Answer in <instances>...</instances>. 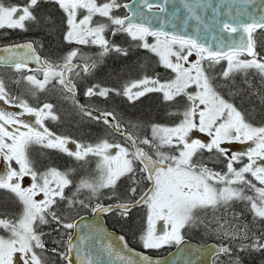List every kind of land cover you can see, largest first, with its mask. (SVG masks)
Masks as SVG:
<instances>
[{
    "label": "snow or ice",
    "instance_id": "snow-or-ice-1",
    "mask_svg": "<svg viewBox=\"0 0 264 264\" xmlns=\"http://www.w3.org/2000/svg\"><path fill=\"white\" fill-rule=\"evenodd\" d=\"M45 4L54 5L60 16L43 12ZM130 7L120 0H24L22 4L0 0V30L40 29L53 42L59 39L76 46L52 60L39 54L42 43H19L0 49L6 53L0 64L24 73L21 79L33 96L49 90V85L59 87L82 118L102 124L110 136L120 138L84 142L59 135L45 123L60 119L52 103L34 107L14 98L0 79V101L22 110L0 109V191L19 205L16 212H0V264H49V251L65 264H73V253L79 264H112L102 259L104 253L121 264H160L140 253H136L139 260L125 256L124 251L132 250L123 235L117 243L108 234L107 246L95 249L89 244L93 234L75 235L80 222L60 210L61 202L69 210L79 206L97 216L115 213L124 221L134 209H143L145 225L139 240L144 249L179 247L185 243V229L203 228L220 241L211 253L213 264L221 255L230 264H241L239 253L264 252V231L257 234L241 220L242 213L234 211L236 204H242L253 225H264V122L254 124L249 113L233 102L247 93L264 105V88L257 90L253 84L258 78L264 86V4L245 13V19L220 22L221 34L228 38L222 35L215 46L202 42L198 34L166 31L163 25L153 28L152 19L158 17L144 22L140 7L165 11L149 0H143L133 14H116ZM119 35L127 37V46L110 39ZM85 47L99 51L91 56L82 50ZM132 48L150 54L136 77L112 86L85 85L83 95L104 102L120 98L135 105L156 94L170 117L168 123L125 121L115 108L81 104L77 99L78 79L92 76L109 55L128 57ZM149 63L155 66L150 73ZM222 63L224 67L215 71ZM25 115L34 117V123L22 119ZM237 144L248 147L236 151ZM33 149L44 155L63 154L82 169L94 161V168L76 182L75 168L62 170L52 163L38 167ZM66 189L72 190L71 195ZM105 199L111 203L105 204ZM53 225L52 232L62 238L53 240L57 246L49 249L44 237L51 239V233H45L43 226Z\"/></svg>",
    "mask_w": 264,
    "mask_h": 264
},
{
    "label": "water",
    "instance_id": "water-1",
    "mask_svg": "<svg viewBox=\"0 0 264 264\" xmlns=\"http://www.w3.org/2000/svg\"><path fill=\"white\" fill-rule=\"evenodd\" d=\"M142 3L143 0H136L135 3L131 0L127 3L131 5V7L126 10L129 14H133ZM149 3L154 5L159 4L165 8L164 12H159L156 8H153L152 12H148L146 8L140 7L139 10L142 11L145 16L144 22H146L148 18L154 16L158 17V19H152L151 26L153 28H160L163 25L166 31H175L178 34L187 36H196L198 34L202 42H207L209 45L215 46L222 35L225 40L228 38L227 33L221 34L220 22L229 20L230 18L245 19L246 16L244 14L255 11L261 4H264V0H256L255 4H246L244 0H168L167 3H165V0H149ZM185 4L191 6V12L188 7H185ZM197 17L199 19H197ZM137 22L142 21L137 20ZM213 37H216V39L214 40ZM24 42L28 41L5 43V45L0 46V49ZM19 52L22 54L23 50L21 49ZM4 55H6V53L0 51V56ZM29 66L32 68L37 67L34 64H30ZM105 216L106 215L97 216L92 212L79 215L74 220L80 222L79 230H74L75 235L93 234L94 239L90 241L89 244L93 245L97 250L101 245L107 246L109 243V239L107 238L108 234H110L113 241L118 243L116 238L123 234L117 233L115 230L111 229L105 221ZM86 225L89 227H85ZM97 228H102L103 231L95 233L94 230ZM218 246L219 243L214 241L200 244L185 237L184 244L179 247L175 246L164 255L153 256L129 244L128 248L132 251H124L123 254L134 260H139L140 257L136 255V253H140L149 256L153 261H160V264H213L211 253ZM117 250L120 249L118 248ZM93 254L95 255V252ZM72 255L73 264H79V261L75 259V253ZM102 259L106 262L111 260L112 264H121L115 257H109L106 253L102 254Z\"/></svg>",
    "mask_w": 264,
    "mask_h": 264
},
{
    "label": "rangeland",
    "instance_id": "rangeland-1",
    "mask_svg": "<svg viewBox=\"0 0 264 264\" xmlns=\"http://www.w3.org/2000/svg\"><path fill=\"white\" fill-rule=\"evenodd\" d=\"M17 1H20V3H23V1L24 0H5V3L6 4H9V3H17V4H19V2H17ZM45 10V9H44ZM48 12H51V13H53V11L51 10H49ZM54 14V13H53ZM55 15V14H54ZM39 32H41V33H45L44 31H41L40 29H39ZM37 33V32H36ZM39 35H41V36H46L45 34H36V35H32V30L31 31H29V32H26V33H24V32H18V31H9V30H5V31H2L1 33H0V46L1 45H5V44H3L2 42H5L6 40H8V39H6V38H10V37H17V36H21V37H24V36H39ZM49 38H51L50 36H49ZM5 40V41H4ZM8 43H10V42H8ZM51 43H52V46H58V45H56V44H58V39L55 41V42H53V40H52V38H51ZM71 46V48L72 47H76L75 45H70ZM133 49V48H132ZM46 52H47V50H46ZM45 52V53H46ZM85 53H87L88 55H91V56H93V52L92 51H88V52H86L85 51ZM63 55V54H62ZM59 56H61V55H59ZM58 56V57H59ZM144 58H141V57H136L135 58V63L138 61V66L141 64V63H143V60ZM134 63V64H135ZM136 66H134V65H131V68H135ZM224 67V64L222 63L221 65H218L217 67H216V69H215V71H217V72H219L220 71V69L221 68H223ZM127 69H129V67L127 66L126 67ZM124 71H125V69H124ZM124 71H122V73L124 72ZM24 73H17L16 71H15V69H10V68H6V69H3V68H1V66H0V79H2L3 81H4V83H5V86H6V89H7V91L10 93V95L12 96V97H14V98H19V99H22V100H27V98L28 99H30V100H33V101H38V100H43V99H41V98H43L42 96H49V97H46V98H49L50 99V95L51 96H54V99H55V104H53L54 105V109H53V111L54 110H56V108L55 107H57V105H62L61 107H57V108H59L60 110H64V109H66L65 108V105H63V103H65L66 101H67V103H65V104H67V106L69 107V108H71V111L72 112H70V111H68L70 114H71V116H72V119H70L71 118V116H69L68 117V114L67 113H64V114H61L62 116L61 117H63V119H65V120H67L68 119V122L71 120L72 121V125H71V128L69 129V131H67V127L69 126V125H67V123L65 122V121H63L62 122V120L61 119H59L58 121H53V124H55L56 125V123H57V127H56V129H58V131H61V132H63V134L62 133H58L59 135H65V136H70V137H72L73 139H76V140H78V141H82V139L83 140H88V141H86V142H94V141H96L97 139L96 138H101L100 136H96L95 134L96 133H99V132H103L102 130H97V131H93V130H90V129H88V130H90V131H92L91 132V136H89V135H86V130H84L83 129V125L85 124V122L88 124H92L91 123V121H89L87 118H82L81 117V115L79 114V112H78V110L75 108V106L73 105V103H72V101L70 100V99H66L65 98V96H64V93H62L60 90H59V87H57L56 89H52V87H51V85H49V90H46L45 92H41V93H39L38 95H36V96H33V95H31V93H29L28 91H27V86H26V82L25 81H23L22 79H21V76L23 75ZM94 75V74H93ZM17 81H19V83H17ZM237 84H240L241 83V78L238 76L237 77ZM76 83H78V84H80V85H82V89H80V91H82V93H83V91H84V86L85 85H90V84H92V83H96L95 81H89V82H87L86 81V79H84L82 82H81V80H77L76 81ZM102 84V83H101ZM253 84L255 85V87H256V89L257 90H260L261 88H264V86H262L261 84H260V82H259V79L258 78H255V79H253ZM113 85V84H112ZM222 92H224L225 93V95H226V98H230V97H228L227 96V92H226V90H224V89H222ZM81 98H82V96H80ZM52 98V97H51ZM81 98H78V100L80 101V103L82 104V99ZM258 97L256 96V95H254V94H252V95H250V94H247V93H245L244 94V98L242 99L240 96H236L235 98H234V100H233V102L234 103H236L237 104V106L238 107H240L241 108V110H243V111H245V112H247V113H249V119L255 124V122L253 121V119L255 118L254 117V114H255V111H256V108L257 107H255L254 106V102H257V105L258 104H260L261 105V103H260V101H258ZM28 101V103L30 104V105H32V106H34L33 104H32V102H29V100H27ZM85 102V101H84ZM91 102V103H90ZM90 102L88 101V103H90L92 106H94V107H98L97 105H98V101H97V98H92V100H90ZM123 103H124V101H120V103H118V105H119V107H115V109H116V111H117V113L119 114V110L120 111H124L125 112V110H131L130 111V113L131 112H134V116H136L137 118H134V120H133V118H131V120L133 121V122H137V121H140V122H145V123H147V122H150V121H152V122H160V123H168V122H170V117H168L167 116V114H166V112H165V108L164 109H162V111L163 112H161V113H159L160 112V110H159V108L156 106V105H153L152 107H150L149 109H143V108H136V109H129L128 107H127V105H123ZM252 103V104H251ZM41 104V103H40ZM125 104V103H124ZM256 105V106H257ZM154 106H156V107H154ZM259 106V105H258ZM262 106V105H261ZM260 107V106H259ZM121 108V109H120ZM154 108H156L155 110H154ZM158 108V109H157ZM2 109V108H1ZM262 112L264 113V107H262ZM136 111V112H135ZM56 113V112H55ZM160 114V116L159 115H156V114ZM162 114V115H161ZM262 117V116H261ZM143 118V119H142ZM51 121V120H50ZM260 121V120H259ZM258 120H257V122H256V124L257 125H259V124H261L262 122H264V120H263V117H262V122L260 123ZM28 122V121H27ZM259 122V123H258ZM93 128V125H91V129ZM53 131V130H52ZM56 133V132H55ZM73 134H75V135H73ZM103 137H108V136H103ZM113 139H115L117 142H119V140H120V138H118V136L116 137H113V136H111ZM90 139V140H89ZM85 142V141H84ZM234 147V150H236V151H245L246 149H247V147H248V145L247 144H245V145H240V144H237V145H234L233 146ZM57 154V153H56ZM35 156H37V157H40L41 156V159H42V157H44V155H43V153H39V154H34ZM40 155V156H39ZM63 156V155H62ZM34 159V158H33ZM65 159V158H64ZM68 160V159H67ZM42 165H40V167H41ZM220 166V165H219ZM57 167H59L60 169H62V170H66V169H71V168H75L76 169V172L73 174V179H74V181H76V182H78V179H79V177L80 176H82L83 174H85L86 172H90V171H92V169L94 168V161H93V163L92 164H90V165H88L87 166V168L86 169H82V168H80L79 166H78V164H77V162H75L74 160H73V162H70L69 160L68 161H63L62 162V166H57ZM0 168H3V164L2 163H0ZM219 168V167H218ZM26 185L29 183V181L26 179L25 180V182H24ZM68 192V193H67ZM71 192H72V190L71 189H66V194L67 195H71ZM82 197V196H81ZM80 197V198H81ZM103 202L106 204V203H111V201H109V200H107V199H105V200H103ZM93 203H95V200H93ZM240 207V204L238 203V204H236L235 205V207H234V211H238L237 209ZM17 209H19V206H18V208ZM82 208H80L79 210H81ZM77 210V209H76ZM87 210V209H86ZM16 211H18V210H15L14 212H16ZM238 213V212H237ZM77 217V216H76ZM76 217H74L73 219L75 220L76 219ZM112 218H114V219H118L119 217L115 214V213H113V214H109V219H112ZM248 224L251 226V227H253V230L254 231H258V230H256V228H257V225H258V223H256L255 225H253V224H251V223H249L248 222ZM144 225H145V218H144V210L143 209H141L139 212H138V210H136V211H133V213H132V215H131V219H130V221H127L126 222V224H124V226L125 227H127V230H126V233L127 234H129V239H131V240H134V241H137V242H139V243H141L140 242V240H139V236H140V234H141V230H142V228L144 227ZM259 228V227H258ZM129 229V230H128ZM260 229V228H259ZM45 233H47V232H45ZM192 233H194V234H199L201 237H203V238H201V241L199 242V243H207V240L206 239H211L212 241H216V242H219V244H220V241H219V239L218 238H216L215 236H213V235H211L210 233H208V232H205L204 230H203V228H198V229H191V230H189V229H185V237H187L189 234H192ZM52 238H53V240H56V239H58V237H55V236H52ZM188 238V237H187ZM142 245V244H141ZM174 248V246H171V247H164V248H161L162 249V251H163V254H160V255H164V254H166V252H168V251H170V250H172ZM51 249V248H50ZM166 249V250H165ZM150 250H153V249H150ZM155 251V250H154ZM49 253L51 254V256H52V260H59L57 257H56V254L55 253H51L50 251H49ZM58 264H62L61 263V261L58 263ZM216 264H230V262H229V258L228 257H226V256H223V255H221L220 257H218L217 259H216ZM256 264H260V263H256Z\"/></svg>",
    "mask_w": 264,
    "mask_h": 264
},
{
    "label": "flooded vegetation",
    "instance_id": "flooded-vegetation-1",
    "mask_svg": "<svg viewBox=\"0 0 264 264\" xmlns=\"http://www.w3.org/2000/svg\"><path fill=\"white\" fill-rule=\"evenodd\" d=\"M131 0H120V2L123 4V3H129ZM19 2V4H22L20 3V1H17ZM24 2V1H23ZM45 9V10H44ZM53 11V13L55 14V16L59 17L60 16V13L56 10L55 6L54 5H50V4H45L43 6V9L42 11L43 12H48V11ZM129 14V12L125 9V8H121L118 10V12L116 13L117 15H121L123 16L124 14ZM37 32V33H36ZM36 34H45V33H41L39 32V29H32V35H36ZM46 35V34H45ZM110 39H114L116 43L118 44H121L123 46H127V37L123 36V35H119L117 37H110ZM151 39V38H149ZM37 41L38 43H42L43 44V47L42 48H38V51H39V54L42 56V57H45V58H48V59H52V60H55L58 58L59 55H62L64 54L66 51H68L71 46L70 45H67V44H64L62 41H60L58 39V46H52V43H51V38H49V36H27V38L25 37H21V36H17L16 38H12V39H8L7 41H9L10 43H17L18 41L21 42V41ZM47 50V52H46ZM84 52H88V51H92L93 52V56L99 51L97 48L95 47H92V48H83L82 49ZM46 52V53H45ZM150 54L146 53L145 51L143 50H139V49H130L129 50V56L128 57H121V56H117L115 54H112V55H109L108 57L105 58L104 60V63L97 68V70L95 71V73H93L94 75L92 76H87V77H84V79H86L87 82L89 81H95L96 83H102V85H106V86H112L117 84L118 82H120L122 79L128 77V76H131V77H136L138 74H139V71H140V68L139 66L137 65L138 64V61L135 63V58L136 57H141V58H144L143 60V63L141 64H144L145 63V58L148 57ZM153 59H155L153 57ZM135 63V64H134ZM131 65H134L136 66L135 68H131ZM129 67V69H127L126 67ZM148 67V71L149 73L151 72V68L152 67H155L154 65H152L151 63H149L147 65ZM1 68L3 69H6V68H10V69H14L12 67H9V66H1ZM125 69V71H124ZM122 71H124L122 73ZM156 71L161 73V74H164L165 70L163 68H159L157 67L156 68ZM83 79V80H84ZM81 80V82L83 81ZM112 83V84H110ZM78 96H77V99L78 98H81L80 96H82V104H86L88 103V101L90 102V100L85 97L81 91L80 92V89H82V85L78 84ZM52 95V94H51ZM50 95V99L49 98H46V97H49V96H42L43 100H38V101H33V100H30L27 98V100H29V102H32V104L35 106H41L43 103L47 102V103H52V104H55V99H54V96H51ZM65 96V94H64ZM52 97V98H51ZM95 99V98H94ZM92 100V99H91ZM85 101V102H84ZM97 103H98V107H101V108H108V109H112V108H117L119 107L118 103H120V98H115L113 101H110V102H104L102 101V99L100 98H97ZM41 103V104H40ZM67 103V101L65 102ZM63 103V105H65V108L64 110H60L59 108L57 107H61L62 105H57L56 110H54V112H56V114L60 117V119L63 121H65L67 123V125H69L67 127V131H69V129L71 128V125H72V121L70 120L68 122V119L65 120L63 119V117H61L62 115L61 114H64V113H67L68 114V117L71 116V114L68 112H72L71 111V108H69L67 106V104ZM91 103V102H90ZM125 103V104H124ZM123 105H127V107L129 109H136V108H143V109H149L150 107H152L153 105H156L160 112H163L162 109H164L165 107L160 103L158 97L156 94H153L151 96H147V97H144L141 99V101H138L135 105H132V104H129L127 102L124 101ZM154 106V107H156ZM3 109V110H6V111H13V112H19V111H22L21 109H18V108H15L11 105H8V104H4L2 101H0V109ZM157 108V109H158ZM121 109V108H120ZM131 110H125L124 111H120L119 110V115H122L124 120L125 121H132L131 118H137L136 116H134V112H131ZM136 112V111H135ZM156 114V115H159L160 114ZM162 115V114H161ZM72 118V116H71ZM22 119H25L26 121H28L29 123H34V120L35 118L34 117H29L27 115H25L24 117H22ZM143 119V118H142ZM46 125L50 128V130H53L54 132H56L57 134L58 133H62L61 131H58V129H56L57 127V123L56 125L53 124V121L51 120H47L45 121ZM91 125H93V128L91 129V125L88 123L85 122V128L86 129H90V130H93V131H97V130H102L103 132H99V133H96L95 135L96 136H100V137H103V136H108L107 138L109 139H113L109 133L106 131L105 129V126H103L102 124H97V123H94L91 121ZM69 128V129H68ZM90 130H87V135L91 136V132ZM75 135V134H73ZM117 137V136H116ZM119 138V137H118ZM82 141H85L86 140H83ZM33 151H40L39 149H33ZM32 151V153H33ZM52 152V151H51ZM54 152V151H53ZM60 154V153H59ZM60 155H63V154H60ZM65 156V155H64ZM68 160H70V162H73V160L67 156H65ZM27 179V178H26ZM87 213H91V211L89 210ZM78 217V216H77ZM131 217L127 220V221H130ZM74 220V219H73ZM105 221L106 223L108 224V226L115 230L117 233H121L125 236L126 240H127V243L129 245H132L133 247L139 249V250H144L143 246L141 245V243L137 242V241H134L135 243H132L131 242V239H129V234L126 233V230H127V227L124 226V224H126L127 221H124V220H121L120 218L118 219H109V214L105 216ZM52 227L53 226H43V231L44 232H49L51 233V237L52 236H55V237H58V239L56 240H59L61 239L62 237H59L57 236V233L55 232H52ZM159 228V227H158ZM129 230V229H128ZM44 239L46 240L47 242V246L48 248H53V247H56L57 245L53 243V238L49 239V238H46L44 237ZM166 248V247H165ZM48 257H49V264L50 263H55V264H58L61 260H52V256L50 253H47L46 254ZM219 257V256H218ZM62 264H65V262L61 261Z\"/></svg>",
    "mask_w": 264,
    "mask_h": 264
},
{
    "label": "trees",
    "instance_id": "trees-1",
    "mask_svg": "<svg viewBox=\"0 0 264 264\" xmlns=\"http://www.w3.org/2000/svg\"><path fill=\"white\" fill-rule=\"evenodd\" d=\"M5 30H0V33L2 31H5ZM257 36L259 37V33H257ZM24 37L27 38V36H24ZM12 38H15V37H10V38H6V39H12ZM8 42L9 41L6 40L5 42H2V43L5 44V43H8ZM110 84H112V83H110ZM79 93H81V91ZM258 101H260V100L258 99ZM253 104H254L255 107H257L256 111H255V114H254L255 118L253 119V121L256 124L257 120L258 121L260 120L262 122V117H263V120H264V113L261 110L262 107H264V105L261 106L260 104H258L260 106L259 107L257 105V102H254ZM155 109L156 108H154V110ZM70 119H72V118H70ZM84 126L85 125H83V129L85 128ZM84 130H86V135H87V133H88L87 130L88 129L85 128ZM96 139H98V138H96ZM86 141H88V140H86ZM39 153H40V151H33V153H32V156H33L34 160L38 161V164H37L38 167H40V165L43 166V164H45V163H52L55 166H62V162L63 161H68L67 158L64 155L62 156L59 153L56 154V152H53V151L52 152L48 151L47 155L43 154L44 157H42V159H41L40 155H39L40 157H37V156L34 155V154H39ZM217 167H220V166L217 165ZM6 195H7L6 193L0 191V212H3V211L14 212L15 210H18L17 208H18L19 205L11 198L6 199ZM81 198H84V197L82 196ZM79 209H80L79 206H77V210L76 209L69 210V209H67V207L65 205H63V202H61V204H60V210L63 211L66 215L70 216V218L72 220H73L74 217L79 216V215H81L83 213H87L90 210V209H87V208H82L81 210H79ZM136 210H138V212H139L141 209H134L133 211H136ZM237 210H238L237 211L238 213H242V215L240 217L242 221L247 222V223L249 222V223L252 224V216L245 209L244 205L240 204V207ZM256 230H258L257 234H259L261 231H264V225H260L258 223ZM45 237L49 238L47 235ZM187 237L191 238V239H193V240H195L197 242H200L201 238H203L199 234H194V233L189 234ZM206 240L207 241H212L211 239H206ZM131 242L135 243L133 240H131ZM144 250H146L148 253H150L151 255H154V256L163 254L162 249H158V250H155V251L154 250H150V249H144ZM239 255H240V258H241V264H256V263L264 264V252L239 253ZM50 264H55V263H50Z\"/></svg>",
    "mask_w": 264,
    "mask_h": 264
},
{
    "label": "bare ground",
    "instance_id": "bare-ground-1",
    "mask_svg": "<svg viewBox=\"0 0 264 264\" xmlns=\"http://www.w3.org/2000/svg\"><path fill=\"white\" fill-rule=\"evenodd\" d=\"M191 239V238H190ZM191 240H193V239H191ZM195 241V240H194ZM216 242V241H215Z\"/></svg>",
    "mask_w": 264,
    "mask_h": 264
}]
</instances>
